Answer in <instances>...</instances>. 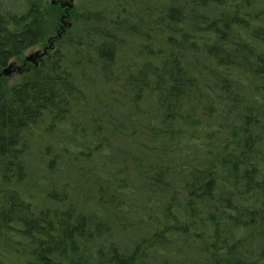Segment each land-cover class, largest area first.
I'll return each mask as SVG.
<instances>
[{
	"label": "trees",
	"instance_id": "16d2710c",
	"mask_svg": "<svg viewBox=\"0 0 264 264\" xmlns=\"http://www.w3.org/2000/svg\"><path fill=\"white\" fill-rule=\"evenodd\" d=\"M77 1L0 78V264H264V0ZM57 15L0 0V68Z\"/></svg>",
	"mask_w": 264,
	"mask_h": 264
},
{
	"label": "flooded vegetation",
	"instance_id": "af4514ba",
	"mask_svg": "<svg viewBox=\"0 0 264 264\" xmlns=\"http://www.w3.org/2000/svg\"><path fill=\"white\" fill-rule=\"evenodd\" d=\"M74 1L75 0H49V3L51 5H56V6H60V9L62 11V13H67L69 12L73 6H74ZM63 15V14H62ZM64 31H66L65 27L61 29V32L63 33ZM57 33V36L56 37H60L62 36V33ZM55 37V38H56ZM52 38V37H51ZM52 41V40H51ZM48 44L45 45V43H42V47L43 49H38L36 50L35 52H33L32 54H30L29 56H26L25 54L27 53V51L20 57V58H15V59H12L8 65L6 67H3V68H0V78L3 77V76H6V75H11L12 73L14 72H18L20 74H22L24 71L28 70L31 68L30 65H38L39 62L42 60L43 57H45L48 52L53 48V44L50 43V40L47 41ZM41 45H38V46H35V47H39ZM33 47V48H35ZM32 49V48H31ZM30 50V49H29ZM31 57V59H29V57ZM23 59V63H22V67H19L17 65V62L15 61H19ZM11 66V69H10V74L8 72L4 73V71L9 67Z\"/></svg>",
	"mask_w": 264,
	"mask_h": 264
},
{
	"label": "rangeland",
	"instance_id": "374dc122",
	"mask_svg": "<svg viewBox=\"0 0 264 264\" xmlns=\"http://www.w3.org/2000/svg\"><path fill=\"white\" fill-rule=\"evenodd\" d=\"M74 6L73 8L67 12V13H62L61 9H60V6H56L53 4L54 7H57L58 8V15L56 16L55 18V21L54 23L52 22V24L50 25V28H49V35H48V38L46 39V42H45V45L48 44L47 41L50 40V43L51 44H55L54 42V39L55 37L57 36V33H60L61 32V29L65 27L66 31H64L63 33L66 32V34L69 32V30L72 28L73 26V17L78 9V1L75 0L74 1ZM63 14V15H62ZM54 24V25H53ZM62 33V32H61ZM62 33V34H63ZM52 37V38H51ZM61 37V36H60ZM52 40V41H51ZM44 45V46H45ZM43 46V47H44ZM54 46V45H53ZM42 45L39 46V47H35V48H32L30 50L27 51V53L25 54L26 56H29L30 54H32L33 52H35L36 50L38 49H43ZM23 59L19 60V61H15L17 62V65L19 67H22V61ZM34 65V64H33ZM32 66V65H30ZM20 77V73L18 72H14L12 73L11 75H6V76H3L1 78H5V81H7L8 84L18 80V78Z\"/></svg>",
	"mask_w": 264,
	"mask_h": 264
},
{
	"label": "water",
	"instance_id": "95a60500",
	"mask_svg": "<svg viewBox=\"0 0 264 264\" xmlns=\"http://www.w3.org/2000/svg\"><path fill=\"white\" fill-rule=\"evenodd\" d=\"M31 57H32V56H30L29 59H31ZM10 69H11V66H9V67L4 71V73L8 72V73L10 74V72H11Z\"/></svg>",
	"mask_w": 264,
	"mask_h": 264
}]
</instances>
